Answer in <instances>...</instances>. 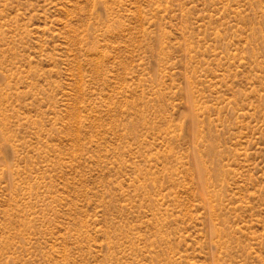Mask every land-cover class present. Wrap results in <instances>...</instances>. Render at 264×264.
Returning <instances> with one entry per match:
<instances>
[{"label":"rangeland","instance_id":"374dc122","mask_svg":"<svg viewBox=\"0 0 264 264\" xmlns=\"http://www.w3.org/2000/svg\"><path fill=\"white\" fill-rule=\"evenodd\" d=\"M0 264H264V0H0Z\"/></svg>","mask_w":264,"mask_h":264}]
</instances>
